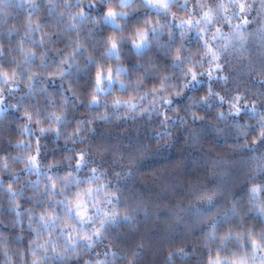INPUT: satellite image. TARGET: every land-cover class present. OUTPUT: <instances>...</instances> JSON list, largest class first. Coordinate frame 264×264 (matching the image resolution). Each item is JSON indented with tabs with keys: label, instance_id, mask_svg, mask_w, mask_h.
<instances>
[{
	"label": "clouds",
	"instance_id": "9594fccd",
	"mask_svg": "<svg viewBox=\"0 0 264 264\" xmlns=\"http://www.w3.org/2000/svg\"><path fill=\"white\" fill-rule=\"evenodd\" d=\"M0 264H264V0H0Z\"/></svg>",
	"mask_w": 264,
	"mask_h": 264
}]
</instances>
